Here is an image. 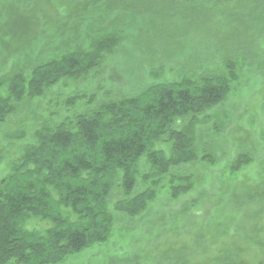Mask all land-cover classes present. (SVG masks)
I'll return each mask as SVG.
<instances>
[{
    "label": "trees",
    "instance_id": "trees-1",
    "mask_svg": "<svg viewBox=\"0 0 264 264\" xmlns=\"http://www.w3.org/2000/svg\"><path fill=\"white\" fill-rule=\"evenodd\" d=\"M90 2L101 5L100 0ZM42 3L52 4L51 0ZM32 4L26 13L29 24L38 19ZM84 13L66 18L75 22L73 34L56 30L45 38L42 33L41 46L36 44L38 55L23 64L11 60L10 67L0 72V125L24 101L59 89L64 92L68 82L84 85L103 76L125 36L118 30H90ZM43 18H48L45 12ZM8 20L1 11L0 36L15 38L4 29ZM9 48L0 47V66L22 50ZM228 62L224 76H182L121 97L100 83L105 81L101 78L95 88L100 94L79 91L66 98L67 111L59 121L38 118L40 127L24 141L20 156L0 178V264H63L94 245L108 243L116 224L144 226L156 234L167 219L174 221L195 208L191 201L170 212L159 201L168 195L182 203L181 198L191 196L196 180L180 170L198 161L214 164L201 129L208 125L207 114L223 105L238 80L236 63ZM157 72L155 79L162 71ZM84 104L87 108L81 112L78 106ZM211 119L208 132L219 136L222 117ZM9 139L22 141L25 134ZM252 161L249 154L239 153L228 170L238 173ZM258 174L264 178V167ZM233 205L231 211L237 213L240 203ZM192 233L179 249L170 244L182 256L181 262L174 259L172 264H182L187 254L189 259L191 253L207 254L205 240L217 253L198 264H264V255L243 258L234 239L232 244H221L218 234L207 237L198 229Z\"/></svg>",
    "mask_w": 264,
    "mask_h": 264
},
{
    "label": "rangeland",
    "instance_id": "rangeland-1",
    "mask_svg": "<svg viewBox=\"0 0 264 264\" xmlns=\"http://www.w3.org/2000/svg\"><path fill=\"white\" fill-rule=\"evenodd\" d=\"M42 1L45 2L0 0V13L5 20L9 19L4 29L16 34L15 38L0 36V47L22 48L20 54L12 55L0 66V72L6 71L12 61L23 64L38 55L36 44L41 46L42 33L45 38L58 33L56 30L68 36L73 34L75 22H67L66 18L84 11L83 18L90 30H118L125 36L100 77L105 80L100 83L114 95H135L151 84L176 81L182 76L194 79L224 76L228 61L236 63L238 76L227 100L207 114L208 125L201 129L204 142L210 144L214 164L198 161L180 170L192 174L196 180L191 196L181 198L182 203L171 201L163 193L160 195H163L161 206L168 207L170 212L191 201L196 207L174 221L167 219V225L157 227L156 234L144 226L142 229L116 224L108 243L94 245L63 264H172L174 259L181 262V251L178 256L170 244L176 243L179 249L188 241L187 234L193 235L195 229L205 232L207 237L218 234L222 237L221 244H232L234 239L243 258H262L264 178L258 173L264 167L261 147L264 143L261 140L264 136V0H199L192 4H182L179 0H100L101 5L88 4L90 0H51L50 5H43ZM31 3L38 17L33 24L25 21ZM157 71L162 72L155 79ZM97 80L84 85L68 82L64 92L55 91L60 96L50 92L18 106L16 113L0 125V178L8 174L11 163L20 156L24 141L40 127L38 118L59 121L67 111L64 101L70 95L79 91L100 94L95 89ZM86 106L78 109L84 112ZM215 117L218 120L222 117L223 121L222 126L218 123L222 131L219 136L208 132L212 127L209 121ZM23 133L22 141L9 139ZM239 153L249 154L253 161L232 174L228 164ZM235 202L240 203L237 213L231 211ZM204 245L207 254L191 253L190 259L187 254L182 264H198L217 253L206 240Z\"/></svg>",
    "mask_w": 264,
    "mask_h": 264
}]
</instances>
